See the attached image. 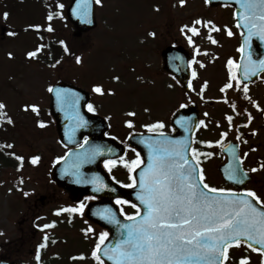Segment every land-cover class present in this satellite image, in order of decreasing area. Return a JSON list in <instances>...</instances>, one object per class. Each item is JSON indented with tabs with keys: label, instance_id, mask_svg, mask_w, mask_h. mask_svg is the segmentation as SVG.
<instances>
[{
	"label": "rangeland",
	"instance_id": "obj_1",
	"mask_svg": "<svg viewBox=\"0 0 264 264\" xmlns=\"http://www.w3.org/2000/svg\"><path fill=\"white\" fill-rule=\"evenodd\" d=\"M69 2L0 0V104L4 105L0 109V149L16 165L0 164V259L25 264H96L92 252L101 243L99 231L91 229L79 211L71 217L66 212L56 214L71 206L47 176L51 161L64 153L46 113L48 89L63 80L91 90L94 111L107 117L109 134L120 139L155 123L167 130L169 115L186 97L176 81L160 71V51L170 44L182 45L192 55L195 75L189 96L200 98L201 135L212 144L222 137L225 142H239L242 137L240 155L252 175L246 190L264 201V76L247 87V93L238 90L237 79H231L229 61L236 73L240 48L232 8H207L205 0H96V28L74 39L73 28L64 19ZM33 27L41 29V40L24 32ZM61 41L68 49L61 62L41 64L46 43L57 47ZM35 51L40 56L28 60L26 54ZM229 83L232 87L222 93ZM95 87L103 93L93 91ZM231 102L241 106L239 115L231 113L235 105ZM213 156L204 166L205 181L211 187L225 188L216 172L223 160L216 151ZM34 157H39L35 164ZM131 157L125 161H132ZM117 170L115 180L126 181L125 169ZM40 197H44L41 202ZM45 242L37 260L35 251ZM228 255L226 264H239L244 257L248 264L261 262L258 253L243 245L230 249Z\"/></svg>",
	"mask_w": 264,
	"mask_h": 264
},
{
	"label": "snow or ice",
	"instance_id": "obj_2",
	"mask_svg": "<svg viewBox=\"0 0 264 264\" xmlns=\"http://www.w3.org/2000/svg\"><path fill=\"white\" fill-rule=\"evenodd\" d=\"M238 3L243 10L239 14V19L248 29L249 38L256 35L264 40V0H238ZM58 6L63 8L62 4ZM3 15L7 18L8 14ZM48 19L51 20L52 16L49 15ZM237 27H240L239 23ZM48 31H52L50 26ZM191 31L194 34L197 33L195 28ZM13 34L9 33V35ZM228 35L231 36L232 32L229 31ZM191 42L189 38V43ZM244 43L247 45L248 39H245ZM65 51H68L66 46ZM36 54V52H30L28 55L34 57ZM249 61L252 67L245 65L246 78L249 74L255 75L258 70H264V59L252 61L249 56ZM79 62L80 58L77 57V63ZM232 67L233 62L230 60L231 79H237L236 73L232 72ZM235 67L238 68L239 65ZM231 87V83L225 85V88ZM49 91L55 92L57 100L67 101L65 90L50 87ZM93 91L103 93L100 87H95ZM244 91L247 93V87ZM2 108L4 105L0 104V109ZM88 109L94 111L91 104L88 105ZM33 111L36 109L33 108ZM130 115L134 114L130 113ZM79 119L83 123L82 117ZM227 119L231 124L232 117L228 116ZM200 123L203 124V121ZM43 126L41 124V127ZM128 126L133 125L129 122ZM147 127L149 131H153L163 128L164 125L157 123ZM222 135L226 136L227 133ZM160 137L162 139L148 138L144 141L149 148V163L140 173V191L137 194L140 205L143 206V212L141 213V209L136 204L132 205L137 211L135 215L127 216L130 223L121 226L123 229L121 238L115 244L103 249L107 259L113 264H225L229 259L228 250L232 246L240 247L245 243L252 251L264 255V201L251 190L238 194L224 188L210 187L204 182L203 170L198 169L197 156L200 154L192 149L193 156L189 159L190 145L186 141L169 140L163 133H160ZM98 154H103L99 148L92 152L93 156ZM77 156L81 160L89 158L87 152ZM17 159L22 158L17 157ZM38 161L39 157L32 159L33 164ZM138 162L142 163L139 153L135 160L129 162L121 159L120 161L130 173L139 167ZM104 163L109 171L116 166L115 160H106ZM76 167L78 168L79 165ZM256 170L252 169V171ZM246 176L247 173L243 172L239 166L232 167L227 173L228 179L238 183H242V177ZM129 178L133 180V184L124 186L134 187L136 178L133 176ZM91 183L99 185L94 189L95 191L101 190L104 186L99 177H95ZM116 203L127 204L128 201L117 199ZM84 207L85 205L81 203L79 208L60 209L56 214L77 211L83 214ZM104 213L105 219H114L110 209H105ZM115 222L119 223V221ZM51 226L53 225L43 227ZM107 237V232L100 234L101 243H97L92 253L97 264H104L98 253L101 252V244ZM257 245L259 247H256ZM40 247L43 248L45 245L41 244ZM36 259L39 260V254ZM239 264H248V258H241Z\"/></svg>",
	"mask_w": 264,
	"mask_h": 264
},
{
	"label": "water",
	"instance_id": "obj_3",
	"mask_svg": "<svg viewBox=\"0 0 264 264\" xmlns=\"http://www.w3.org/2000/svg\"><path fill=\"white\" fill-rule=\"evenodd\" d=\"M206 2L209 7L219 5H231L234 7L237 24H240L241 49L243 48L238 64L239 79L243 85L254 83L264 70H258L255 75L249 74L246 78L244 69L245 65L252 67L249 56H251L252 61L264 59V40H261L256 35L249 38L248 29L243 26V21L239 19V14L243 10L238 0H206ZM94 10L93 0H73L71 2L66 15L69 22L75 28V37H80L82 33L89 32L95 28ZM245 39H248L247 45L244 43ZM161 58L163 61L162 71L174 76L185 88L189 78L187 67L189 54L182 47L170 46L161 52ZM51 88L65 90L67 94V101L65 102L57 100L55 92L49 91L48 114L54 122L58 142L69 150L62 159L53 164L49 172V178L58 189L69 195L72 203L80 202L85 196L98 199L95 202L86 204L83 217L88 222L104 229L108 233V237L101 246V252L98 255H100L104 264H113L103 254V249L115 244L121 238L120 234L123 231L121 226L130 223V221L120 216L118 208L114 205V200H126L128 201L127 204L141 206L142 212L143 206L140 203L138 204L135 199V188H123L115 184L101 170V163L106 160L122 158L126 148L141 150L138 143L145 144L144 141L148 138L152 140L162 138L160 135L133 133L128 136L124 144H120L112 137H105L108 125L103 119L86 113L85 107L89 102L87 92L61 81ZM81 117L83 123L79 119ZM170 124L174 131L172 136L182 137L186 135L191 138L198 125V113L194 108L185 110L179 108L173 114ZM184 128H188L189 130L182 132ZM164 136L172 137L170 135ZM84 138H86V141L83 142L82 146L75 148ZM97 148L103 154L93 156L92 152ZM85 152L89 154V158L87 160L78 159L77 154ZM229 160H233V158L229 157ZM76 165H79V167L77 168ZM95 177H99L104 185L99 191L94 190L99 185L91 183ZM78 180L79 182H77ZM257 207L261 206L257 205ZM105 209L111 210L114 214V219L109 220L104 218ZM115 221H119V223ZM256 247L259 246L257 245ZM262 256V264H264V255ZM0 264L14 263L1 262Z\"/></svg>",
	"mask_w": 264,
	"mask_h": 264
},
{
	"label": "flooded vegetation",
	"instance_id": "obj_4",
	"mask_svg": "<svg viewBox=\"0 0 264 264\" xmlns=\"http://www.w3.org/2000/svg\"><path fill=\"white\" fill-rule=\"evenodd\" d=\"M190 100V97L189 96H187V97H185V99H184V101L185 102H187L186 104H188V103H191L192 101H189ZM196 101H197V104H198V106L200 107V109H201V106H200V104H199V101H200V98H197L196 99ZM233 102H231V104H232ZM233 104H235V107H233V106H231L232 108H231V113L234 111V115H239V112H237V110L239 111L240 109H242L241 108V106L238 104V103H233ZM202 110V109H201ZM244 120H245V117L243 118ZM244 124H241V126H243ZM201 126H202V124H201ZM201 127L197 130V132H196V135H195V137H194V139H193V148L192 149H195L196 150V152L197 153H199L200 155H198L197 156V159L199 160V165H198V169H202L203 170V176H204V181H205V164L206 163H209V162H211V161H213L214 160V156H213V151H216V152H218L219 153V155H221L220 157L222 158V160H223V162L225 161V158H224V156L222 155V153H221V149H222V147L226 144H224V145H222L220 148H219V146L218 147H214L212 150H211V148H209V149H207V147H206V139L204 140V138H203V136L201 135ZM200 132V133H199ZM240 138V141L238 142L239 143V147H241L242 146V143H243V139H242V137L240 136L239 137ZM241 150V149H240ZM204 153H210L211 155H207V156H205V155H203ZM191 156H193V153H192V151H191ZM241 156V155H240ZM134 157H135V159H137V154L135 153L134 154ZM221 160V161H222ZM140 161H142V159L140 158ZM241 162H242V165H243V167H245L244 166V162H245V160H243V158H241ZM139 163V162H138ZM262 163H259V165H261ZM142 165H143V162L142 163H139V167H136L135 169L136 170H141V168H142Z\"/></svg>",
	"mask_w": 264,
	"mask_h": 264
},
{
	"label": "trees",
	"instance_id": "obj_5",
	"mask_svg": "<svg viewBox=\"0 0 264 264\" xmlns=\"http://www.w3.org/2000/svg\"><path fill=\"white\" fill-rule=\"evenodd\" d=\"M49 46H50V49L53 53L49 57L50 59H52V61H50L49 58L44 59L43 64L46 66H54L56 63L60 62V60L63 59L62 55H64V53H62V49H60L58 47H54V46H52V44H50Z\"/></svg>",
	"mask_w": 264,
	"mask_h": 264
}]
</instances>
